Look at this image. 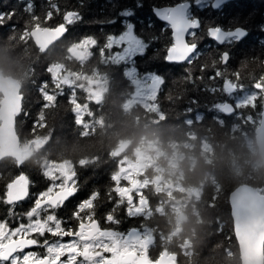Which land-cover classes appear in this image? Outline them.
I'll list each match as a JSON object with an SVG mask.
<instances>
[{
	"label": "trees",
	"instance_id": "obj_1",
	"mask_svg": "<svg viewBox=\"0 0 264 264\" xmlns=\"http://www.w3.org/2000/svg\"><path fill=\"white\" fill-rule=\"evenodd\" d=\"M3 1L5 0H0ZM13 1L15 5L23 8L24 0ZM240 1L243 0L232 3L237 4ZM52 2L63 3L64 0ZM122 2L119 6V2L114 3L113 0H83V6L80 8L82 21L70 25L67 34L61 40L69 37L74 32V27L82 28L80 37L86 34L95 35L88 25L90 20L98 17V26H95L99 28L101 36H95L101 45L104 36L114 31L111 30L112 26L116 23L123 24L125 19L136 23L135 25H148L151 22L149 33L159 35L160 23L157 27L155 23L159 21L151 8L160 4L162 0H140L141 7L136 6L137 0ZM36 4L33 16H26L20 12L25 15L27 23L25 27L21 28L18 26L19 23L7 25L5 32H2L8 34L7 39L0 43V69L6 75L10 73L19 80L22 93L29 87L38 91L41 81L46 78L39 75L37 56L36 58H28L21 54L20 57L15 56L13 43L19 45V41H23L25 44L22 46L26 47L24 50L31 44L38 54L49 57L47 63L57 64V60L51 56L52 48L56 44L43 53L33 44L30 36L31 29L35 27H50L47 25L48 20H45L48 11L47 0H36ZM70 4L79 7V0H70ZM124 8H131L134 14L129 17L119 16ZM207 10L210 17H221L223 20L219 12L210 8ZM92 12L95 13L94 18L91 17ZM200 16L204 18L203 12ZM110 19H115V23H100ZM52 23L51 26H56L58 20L53 19ZM167 35L168 33L160 35V39L152 43L144 57H137L139 61L145 58L146 63L150 61L147 71L158 72L159 66L163 64L170 69L168 73L161 72L165 77V85L155 100L145 104L132 98L133 87L127 79L118 89L111 73L104 71V68L111 64L98 54V50L90 48L88 58L83 62L77 61L80 68L76 70L83 74H90L93 68L96 72L102 70L106 75V87L102 102L86 99V113L80 122H77L79 119L77 113H72L71 109L57 110L54 108L55 103L42 110L40 102L35 112H30L29 101L23 99V111L17 117L18 133L21 134L22 122L29 121L31 138H41L45 141L41 148L23 159L21 165L12 158L0 161V189H3L7 179L21 171L32 175L34 180H46L40 173L53 162L54 152L61 157L58 158L59 161H68L71 168L77 172L78 180H110V174L113 172L120 180H126L127 175L120 170L122 159L124 157L133 159L140 145L149 143L160 149L157 161L160 167L155 170L152 166L145 172L134 174V178L137 176L144 180L138 191L143 193L150 207L155 210L149 217H153L154 223L167 224L169 249L179 254L180 264H241L234 233L228 224L231 222L228 199L229 193L243 183H249L264 193V164L252 142L260 118L249 119L237 117L235 114L226 116L218 110H209L214 101L210 94L203 91V84L197 91H192V85H188L189 90L185 96L176 102L169 101L168 95H176L179 91L178 87L173 89L175 86L169 75L174 73L175 78L181 76L187 65L167 64L163 60L162 49ZM197 35L200 36L202 33ZM251 36L250 31L248 38L236 44L238 46L244 44ZM257 42L256 38L254 43ZM158 46L160 48H157ZM225 47L229 46L217 45L206 36L198 46L202 53L215 49L223 50ZM230 48L235 56L238 47L236 50L232 46ZM157 51L160 53L157 54ZM24 52L26 54V51ZM11 56H15V60L21 64H18L16 70L12 69L7 73L8 64L4 62L11 61ZM73 59L67 51L58 63L63 64L65 71L75 72L67 68ZM47 63L42 67L41 73L46 72ZM92 66L93 68L88 70ZM261 76H264V56L260 58L259 64L253 63L248 75L241 80L247 83ZM62 89L67 97L69 91L66 84ZM171 89L173 91L169 93ZM1 97L0 94V100ZM191 99H196L197 103L190 104ZM189 107L192 111L186 112L185 109ZM60 128L65 129L61 132ZM21 137L25 139L24 136ZM124 143H127L126 148L117 152ZM169 158L173 162L168 165ZM82 161L85 162L83 167ZM158 170L160 171L157 172ZM152 173L161 174L164 180L157 183L151 176ZM136 190L132 188V192ZM221 239L228 244L229 242L235 244L234 254L229 251V246L223 247L220 253L215 250L214 245Z\"/></svg>",
	"mask_w": 264,
	"mask_h": 264
},
{
	"label": "snow or ice",
	"instance_id": "obj_2",
	"mask_svg": "<svg viewBox=\"0 0 264 264\" xmlns=\"http://www.w3.org/2000/svg\"><path fill=\"white\" fill-rule=\"evenodd\" d=\"M226 3L227 0H162L151 8L152 13L164 22L159 35L145 32L143 27L137 30L134 23L125 19L123 29L106 34L102 45L91 34L79 37L76 42L98 50L109 64L123 66V75L133 89L144 98L155 100L165 85V77L155 71L141 72L136 61L137 57L145 56L160 35L168 33L162 49L163 60L169 64L187 65L182 75L172 81L173 89L178 87L179 91L176 95L169 94V101L176 102L185 96L188 85H192V91H197L203 84V91L214 101L209 110L264 119V76L245 83L236 70L249 53L235 60L230 47L207 53L198 48L205 36L217 45L230 46L249 35L251 13L245 17L233 16L227 23L221 17L203 19L198 14L205 8L222 12ZM47 5L45 20H58L56 27L63 29L61 34L83 19L80 11L83 0H79V7L72 6L70 0L63 3L47 0ZM136 6H142L140 0ZM36 7V0H24L20 11L33 16ZM16 12L15 7L0 11V26ZM133 14L131 8H124L119 16ZM100 23L114 24L115 19ZM147 27H152L151 22ZM256 27L264 32V21ZM198 30L202 35H197ZM260 44V50L252 54L254 58L264 56V40ZM46 72L48 78L43 79L38 87L42 110L57 97L65 95L56 84L51 66ZM66 99L72 105L79 103L71 89ZM189 103L196 104L197 100L191 99ZM185 111L191 112L192 109L189 107ZM84 164L82 161L81 166ZM40 174L47 181L42 190L30 191L34 178L22 171L7 179L0 189V206L4 207L0 216V264H138L143 239L138 225L120 228L125 219L136 218L137 213L133 211L136 201L132 190L120 183L115 172L110 174V185L93 187L83 198L77 197L81 185L71 166H57ZM24 203L28 204L27 209L17 213L15 209ZM121 207L123 217L117 211Z\"/></svg>",
	"mask_w": 264,
	"mask_h": 264
},
{
	"label": "rangeland",
	"instance_id": "obj_3",
	"mask_svg": "<svg viewBox=\"0 0 264 264\" xmlns=\"http://www.w3.org/2000/svg\"><path fill=\"white\" fill-rule=\"evenodd\" d=\"M114 3H118V5L120 6V3H123L122 0H113ZM126 2V1H125ZM0 11H8L11 8L15 7L17 9L16 15H14L10 20L5 19L3 21V26H0V43L2 41H4L5 39H7V33L3 34L6 30L7 25L9 24H18V26H20L21 28L25 27L26 21L24 19V16L22 13H20V9L21 7H19V5H15L13 0H5L3 2H0ZM196 11V10H195ZM203 12V19H214L212 17L209 16V11L207 10V8H205L203 11H199L198 14L200 15V13ZM93 14H91V17H95V13L92 12ZM251 13V17H250V31H251V37L248 41L244 42V44L238 46L236 43L233 45H230L229 47H233L236 48L238 47V50L235 51V60H239L245 53H249L248 56L243 57L242 58V63L239 65V67L237 68V71L240 73V77L241 79H244L245 76L248 75V73L250 72V70L253 67V63L255 64H259L260 61V57H253L252 54H254L255 52L259 51L261 48L260 45V41L264 40V32L259 31V29L256 27L257 23H260L261 21H264V0H243L240 1L237 4H230L229 6H226L222 12H219L220 15L223 16V21L225 23H227V21L231 20L233 16H240V17H245L248 16ZM99 19V17H98ZM98 19H93L90 20L89 23V29L91 32H94L95 35L97 36H101L100 32H99V28L96 27L98 26ZM158 21V20H157ZM257 21V22H256ZM53 20H48L47 25L50 27L51 26ZM254 22H256V24H254ZM163 24L161 22H157L155 23L157 27H159L157 24ZM96 25V26H95ZM124 27L123 24H114L111 28V30L113 29V32H118L120 30H122ZM137 30H139L141 27L144 28L145 32H150V28L147 27V25L145 24H138L136 25ZM30 30V28L28 29ZM80 31H82V28H75L74 27V32L67 37L64 41L61 40V42L56 43L55 47L52 48V53L51 56L57 60V64H53L51 65V62L47 63V61L49 60V57L46 55H40L38 54L35 50L34 47H32L31 44H29L27 47H29L28 49L24 45L25 43L22 41H19V45L13 43L15 46H12V48L15 50V56L20 57L19 54L21 55H25L28 58L29 57H33L36 58L35 56H37L38 58V63H37V67L39 68V75L45 76V78L48 77V73L47 72H43L41 73L42 67L47 63V67H49L51 65V68L55 74L56 77V84L59 86V88H63L66 84V86L68 87V91L69 89L72 90V93L74 94V98L79 101V98H81L82 101H86V99H90V100H95L96 102H102L104 99V93H105V87H106V75L102 72V70H100L99 72L94 71L93 66L90 67L88 70L93 68V72H89L90 74H83V73H79L77 72L76 68H80L78 67V62L77 61H81L83 62L84 60H86V58H88L89 55V48L87 46H84L82 44L77 43V39L80 37ZM3 32V33H2ZM201 32L198 30L197 34H200ZM13 36V34H11ZM199 36V35H198ZM258 39L257 44L254 43L255 39ZM261 39V40H260ZM21 43V44H20ZM259 43V44H258ZM34 44V43H33ZM11 47V46H10ZM157 48H160L159 46ZM9 50V48H8ZM26 51V54H24ZM69 51L70 55H72L73 62L67 66V68L69 69H73L75 72L72 71H65V67L63 66L62 63H58L60 62V59L62 58L63 54L65 52ZM20 52V53H19ZM160 51H157V54H159ZM15 56H11V61L7 60L6 62H4L5 64H8V72H11V70H16L18 68V61L15 60ZM158 56V55H157ZM259 59V60H258ZM137 66L139 68V70L141 72L143 71H147L146 69L149 68V64L150 61H148L146 63V58L145 59H141L140 61L137 60L136 61ZM160 63V62H159ZM158 63V64H159ZM80 64H84V63H80ZM46 67V68H47ZM66 68V70H67ZM160 70L165 71L166 73H168L167 71H170V69L168 70V68L166 67V65H160L159 66ZM123 66L121 67H114V66H109L104 68V71L111 73V76H113V82L115 83L116 86H118V89L120 87H122L124 85V82L126 80V78L123 75L122 72ZM47 73V74H46ZM171 73V72H169ZM8 75H11L10 73H8ZM15 77V76H14ZM170 78H172V81L174 79H176V75L173 73L171 75H169ZM24 93V99H27L29 102V111L30 112H35L36 108L38 105H40V102H42V99L40 97V93L37 90H34L32 87H29L26 91L23 92ZM88 94H90V96H88ZM132 98L137 99L139 101H141L142 103H148L149 99L144 98L141 94H139L138 92H136L134 89L132 90ZM85 98V99H84ZM167 99V98H166ZM54 108H56L57 110L59 109L60 111H67L68 109L72 111V113H74L73 109L75 110V114L77 113H81L80 115L78 114V120L77 122L81 121V118L84 116V114L86 113V108H85V103L79 102L76 105H72L69 104L67 102L66 96H59L57 97L56 101L54 102ZM71 105V106H70ZM260 119L258 121V125H259ZM30 123L29 121H23L22 122V127H21V134L20 138H21V144H22V148H23V159L30 157L32 155V152L38 148H41V146L44 144V139H33L31 138V129H30ZM65 128H60L59 130L62 132L64 131ZM22 136L25 137V139H22ZM253 144H255V136L253 138ZM127 143H124L122 145V147L117 151V152H121L124 148H126ZM255 148L256 151L258 152V149L256 147L255 144ZM54 151H51V153H53ZM160 153V149L158 147L153 146L152 144L149 143H143L140 145V147L138 148V150L136 151L135 154V158L133 159H128L127 157H124L121 161V172L126 174V181H130V184H127V187L129 189L132 190L133 187H137L140 188V186L142 185L143 181H140L139 177L136 176V179L134 178V174L136 173H142L145 172L148 168L154 166L155 170L159 169V165L157 164L158 161V154ZM53 158V162L49 163L46 170H50L52 168H55L57 166H63V165H69L67 160L64 161H59L57 162L55 159L59 158L58 155L54 152L52 155ZM261 160V159H260ZM171 162H173L170 158L169 160H167L168 165L172 164ZM160 170H158L157 172H159ZM151 176H153L154 180H157V183L161 182L162 180H164V177L159 174L157 175L156 173H152ZM147 179V178H146ZM145 179V180H146ZM168 185H171V183H167ZM122 185H125L124 183ZM45 186V184H43L40 180H36L33 184V189L35 191H39L42 190L43 187ZM148 202L144 199H140L139 201L136 202V206L133 208V210L135 209H145L148 208ZM230 226V229L232 227V231H233V224H232V218H231V222L228 223ZM235 237V236H234ZM236 241V239H235ZM235 245V244H234ZM234 245L232 243L229 242L226 243V241H224L223 239H221L220 241H218L216 243V245H214V248H216L215 250L217 252H221V249L226 246H229L228 249H230L229 251L233 252V248ZM236 247L239 253V249H238V245L236 242ZM145 250V248H143ZM240 257V254H239Z\"/></svg>",
	"mask_w": 264,
	"mask_h": 264
},
{
	"label": "water",
	"instance_id": "obj_4",
	"mask_svg": "<svg viewBox=\"0 0 264 264\" xmlns=\"http://www.w3.org/2000/svg\"><path fill=\"white\" fill-rule=\"evenodd\" d=\"M231 1L234 0H227V3ZM62 32L63 29L56 26H38L31 29L30 36L36 47L44 53L64 38L67 32L61 34ZM0 94V161L12 158L21 165L23 148L16 122L23 111L24 94L19 80L13 75H6L1 69ZM255 144L264 164L262 118L255 130ZM228 200L241 264H264V193L249 183H243L229 193ZM175 258L176 254L165 253L155 264H175Z\"/></svg>",
	"mask_w": 264,
	"mask_h": 264
},
{
	"label": "flooded vegetation",
	"instance_id": "obj_5",
	"mask_svg": "<svg viewBox=\"0 0 264 264\" xmlns=\"http://www.w3.org/2000/svg\"><path fill=\"white\" fill-rule=\"evenodd\" d=\"M234 1H236V0H234ZM234 1L228 2L224 6L230 4V3L234 2ZM156 19H157V17H156ZM158 21L161 22L160 20H158ZM161 23H163V24H160V28H162L163 25H164V22H161ZM134 24H136V23H134ZM249 35H250V32H249ZM249 35H248V37H249ZM248 37H246V38H248ZM238 43H240V42H238ZM220 46H223V45H220ZM227 46H229V45H227ZM167 64H169V63H167ZM161 72H164V71L163 70H159L157 73L163 75ZM79 102L86 103V101H82L81 98H79ZM59 158H61V157H59ZM55 160L57 162H59V159L56 158ZM35 181L36 180H34V182ZM40 181L43 184H45V185L47 183L46 180H40ZM140 181H143V180H140ZM122 182L124 184H126V183L130 184L129 180L128 181L120 180L121 184H122ZM78 183L81 185V191L77 194V197L78 198H83V196L87 192H89L93 187H104V186L110 185L111 181L110 180H78ZM133 189H137L135 192H132V196H133L134 201L137 202L140 199H144V200L147 201V199L144 198L143 193H140L138 191L139 188L133 187ZM30 191H35V190L32 187L30 189ZM148 206L149 207L145 208V209L139 208V209L133 210V211H135L137 213L136 218L125 219V221L120 225L121 229H124V228L128 227L129 225L135 224V223L138 225V231L140 232V234L143 237V239L141 241V244H142V248H141L142 256H141V259L139 260L138 264H146V263L152 264L153 260H155V263H156L158 261V259L160 258V256L165 254V253H167V255L176 254V258L174 259L175 264H180L179 254L177 252L171 251L169 249V234H168L167 224H165V223H163V224L154 223L153 217H149V214H152L153 212H155V210L152 207H150L149 202H148ZM27 207H28V204L24 203V204H21L20 206H18L15 209V211L17 213H22L23 211H25L27 209ZM117 211L119 212L121 217L124 216V212H123V208L122 207L120 209H118ZM3 213H4V207L0 206V216H2ZM143 248H145V250Z\"/></svg>",
	"mask_w": 264,
	"mask_h": 264
}]
</instances>
